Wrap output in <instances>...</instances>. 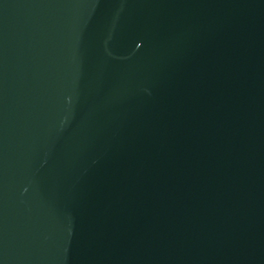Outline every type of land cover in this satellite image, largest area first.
Segmentation results:
<instances>
[{
    "label": "water",
    "instance_id": "1",
    "mask_svg": "<svg viewBox=\"0 0 264 264\" xmlns=\"http://www.w3.org/2000/svg\"><path fill=\"white\" fill-rule=\"evenodd\" d=\"M0 264H264V0H0Z\"/></svg>",
    "mask_w": 264,
    "mask_h": 264
}]
</instances>
